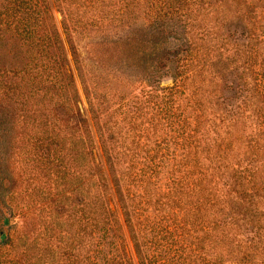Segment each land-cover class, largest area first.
I'll list each match as a JSON object with an SVG mask.
<instances>
[{
	"label": "trees",
	"instance_id": "1",
	"mask_svg": "<svg viewBox=\"0 0 264 264\" xmlns=\"http://www.w3.org/2000/svg\"><path fill=\"white\" fill-rule=\"evenodd\" d=\"M0 1V31L12 32L36 60L52 52L51 73L55 79L63 75L75 95L53 9L60 11L69 39L117 28L131 15V22L144 16L150 26L174 17L188 21L213 0ZM79 1L118 6L110 19L107 12L84 20ZM254 1L246 11L236 1L233 12L243 44L226 39L224 49L197 54L180 43L184 69L170 87L147 81L135 111L126 103L110 111L105 93L91 103L104 164L88 163L81 210L68 216L66 236L44 231L41 249L33 238L8 264H133L124 230L137 264H264V0ZM225 7L228 13L233 8ZM71 56L78 65L75 51ZM82 124L84 156L98 158L88 123ZM80 235L95 241L83 257Z\"/></svg>",
	"mask_w": 264,
	"mask_h": 264
},
{
	"label": "rangeland",
	"instance_id": "2",
	"mask_svg": "<svg viewBox=\"0 0 264 264\" xmlns=\"http://www.w3.org/2000/svg\"><path fill=\"white\" fill-rule=\"evenodd\" d=\"M236 1L242 11H246V4L256 3L205 1L210 6L191 14L188 21L174 17L154 26L144 16L132 22V15L125 16L127 24L118 22L117 28L113 25L78 37L72 34L69 39L62 30L60 11L53 9V22L68 57L75 95L63 75L55 79L51 73L52 52L47 59L36 60L34 51L22 47L12 32L0 31V264L16 260L24 251V243L33 238L39 239L35 248L41 249L44 231L60 230L62 237L66 236L63 232L71 222L68 216L71 211L73 215L81 210L89 180L86 167L92 161L104 164L91 103L105 93V106L110 111L121 103L135 111L136 103L145 100L142 95L148 89L147 81L156 87H170L173 76L184 69L187 55L181 52L180 43L194 49L192 52L198 50L197 54L215 46L224 49L222 41L226 39L243 44V28L233 15ZM80 2L78 16L84 20L91 16L104 18L107 12L110 19L118 6V1ZM225 2L233 7L230 13ZM3 21L0 17V23ZM226 47L231 43L227 42ZM71 50L76 53L78 65ZM84 120L98 158L84 156ZM110 190V199L116 204L114 191ZM115 207L122 222L117 204ZM3 234L5 239L1 241ZM124 235L132 263L137 264L126 230ZM80 238L78 252L83 257L92 253L95 241L85 235Z\"/></svg>",
	"mask_w": 264,
	"mask_h": 264
},
{
	"label": "water",
	"instance_id": "3",
	"mask_svg": "<svg viewBox=\"0 0 264 264\" xmlns=\"http://www.w3.org/2000/svg\"><path fill=\"white\" fill-rule=\"evenodd\" d=\"M172 83H173V81H172ZM5 224H7V221L5 220ZM5 239V235L3 234V235H1V241H3Z\"/></svg>",
	"mask_w": 264,
	"mask_h": 264
}]
</instances>
